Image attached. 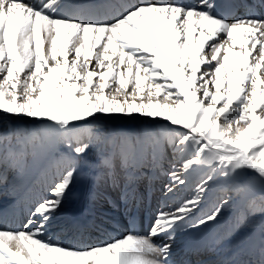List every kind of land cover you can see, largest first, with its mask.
Listing matches in <instances>:
<instances>
[{
    "label": "snow or ice",
    "instance_id": "1",
    "mask_svg": "<svg viewBox=\"0 0 264 264\" xmlns=\"http://www.w3.org/2000/svg\"><path fill=\"white\" fill-rule=\"evenodd\" d=\"M61 7L60 0H0V118L43 125L0 134V163L5 154L23 159L37 140L58 152L50 196L21 228L0 227V264H174L172 245L156 238L206 227L234 202V229L261 220L260 259L221 264H264V18L228 20L210 0H141L110 21ZM117 114L166 123L138 135L94 130L102 116ZM168 154L176 165L168 192L204 175L193 195L161 207L148 235L80 248L45 239L82 163L98 169V181L122 185L127 200L143 169L159 168ZM219 178L227 187L205 211L209 184Z\"/></svg>",
    "mask_w": 264,
    "mask_h": 264
},
{
    "label": "bare ground",
    "instance_id": "2",
    "mask_svg": "<svg viewBox=\"0 0 264 264\" xmlns=\"http://www.w3.org/2000/svg\"><path fill=\"white\" fill-rule=\"evenodd\" d=\"M30 2L39 3L40 0H30ZM134 2H141V0H105L101 4H99V0H60L62 5L60 11L62 14H65L64 12L66 11V15H77L82 19L110 21L119 15L117 12L115 13L119 7L122 9L131 3L134 4ZM179 2L184 4L186 1L182 2V0H179ZM210 2L214 5L213 12L219 17L226 18V15L231 13V17H229L231 20L249 15L264 18V0H210ZM247 5L250 9L245 8L248 7ZM92 63L94 65L95 61ZM12 118L14 119L12 122L0 128V134L10 133L17 128L36 130L39 132L43 127L41 122ZM144 119H147V117ZM155 121L156 123L158 121L159 127L164 124L162 120ZM148 123L146 120L137 123L139 134L146 130ZM98 124L99 122H95L94 127ZM110 125L112 126V124ZM96 129L97 127L94 128L95 131H97ZM57 160V150L47 143L42 144L39 140L34 144H28L26 155L23 159L11 157L7 154L4 155L3 162L0 163V173H2L5 181L0 182V227L10 229L21 228L29 218V212L35 203L42 197L50 196L47 189L54 178ZM172 166L176 165L171 155L168 154V160L163 161L159 168H150L151 170L147 173V185L137 187L135 196H131L133 192H130L127 200L121 199L123 192L122 185L118 188H112L108 183L98 181L97 176L95 180L89 181L90 193H87L84 199L87 200L86 204L88 207L92 208L89 210L96 215H93L94 217L89 221L88 225L91 227V230L95 228L100 233L87 229L82 235H79L73 232L71 226H68L66 215L71 208L72 196L70 193L73 192V189L70 190L60 210L50 222L45 239L49 237L55 239L56 233V237H60V233H66V235L71 236L60 239V242H65L64 246L80 248L95 246L113 240L114 234H117V238L129 232L135 233L139 231L142 232V235H148L154 224L156 213L161 207L165 206L164 204L176 207L186 197L193 195L196 187L194 185L195 182L199 179V176H203V171L194 174L188 178L189 182L186 186L176 185L180 189L175 188L173 192L164 194V189L162 188L161 191V187L166 181H170L168 169L171 170L173 168ZM35 173H37V177H34ZM163 180H165L164 183H162ZM138 181L140 182V180ZM29 182H32V188L23 194L22 188ZM135 186H137V183ZM178 190L181 192H177ZM218 190L214 188L206 193L205 198H207V202L206 205H202L203 209L207 208L208 201L214 200L217 197L218 192H220ZM189 192L192 193L189 195ZM77 197L79 198V196ZM20 203H22V207ZM5 204L8 205L6 208ZM129 210L130 214L128 213ZM145 212L147 214L151 213L152 217L149 223L145 220ZM133 213L137 216L135 224L132 225L131 229L130 219ZM102 216L104 217L102 218ZM231 226L228 224L226 229L219 223L214 222L203 228L190 227L188 229L185 227L178 229L173 234L174 239L172 240H169L167 235L156 239L158 242L170 243L172 245L171 259L174 264H185L186 262L189 264H221L222 261H225L227 255L237 250H241L242 252L248 251V253L257 254L259 257V252L257 251L259 238L257 236H253L245 244L242 242L243 239L240 238L241 236L237 238L230 237L219 244L218 247L214 246L225 233L232 230ZM190 261L193 263H190Z\"/></svg>",
    "mask_w": 264,
    "mask_h": 264
},
{
    "label": "rangeland",
    "instance_id": "3",
    "mask_svg": "<svg viewBox=\"0 0 264 264\" xmlns=\"http://www.w3.org/2000/svg\"><path fill=\"white\" fill-rule=\"evenodd\" d=\"M228 20H231V19H228ZM0 116H2V114H0ZM144 118L145 117H143V116L135 115V114L133 116H131V117L125 116V115L122 116V115H119V114L113 115V116H110V117L109 116H102L101 119L99 121H97V122H99V124L97 126H95V127L93 125V128L97 127V129H96L97 131L96 132H99V133L101 132L100 134L115 132V133H121V134H127V135H138L139 132L137 130V123L140 122V121H143V120L144 121L146 120V121L149 122L147 124L146 130L159 128L158 121L156 123V121L153 120V119H150V118L144 119ZM16 119H18V118H16ZM22 119H24L26 121L28 120V121L40 122V121L28 119V118H22ZM13 120L14 119L12 117H2V118H0V128L4 127L5 124H8V123L12 122ZM104 121H106V122H104ZM163 123H166V122H163ZM100 124H102V125L100 126ZM110 124H112V126ZM36 142L37 141H35V143ZM90 158L93 161V164H95V160H96L95 154L94 155L91 154ZM172 167H175V166H172ZM150 170H151L150 168H145V170H143V172H144L143 176L141 175V177L139 179L140 182L139 181L137 182L139 184V186L141 185V187H142V186L147 185V182H148L147 173ZM97 171H98V169L96 167H90V166L82 163L80 172L78 173V177L75 180V182L73 184V187L71 188V190L73 189L72 190L73 192H71L70 194L73 195V193H74L73 196H76V199H78L79 201L82 202V200H84V198H86L87 193H90L89 192V189H90L89 188L90 187L89 181L96 179L95 177L97 176ZM168 171H170V169H168ZM202 174L204 175V171H203ZM199 178H200V176H199ZM164 181L165 180H163L162 183H164ZM198 181H199V179L195 182V184H194L195 186L197 185ZM171 183L172 182L170 180V181H166L162 185L161 191H162V188H163L164 189L163 190L164 194L165 193H169L167 191V185H169ZM226 187H227V184L223 180V178H219L217 180H214L213 182H211L209 184V190L208 191H211L214 188H217V189H219L218 191H220V192H218V195H217V197L214 200L208 201L207 208L204 209L205 211L210 210V208L219 201L220 197L224 194L223 189H225ZM175 188L180 189V187H178L176 185L174 186V189ZM84 189H85V191H84ZM177 192L180 193L181 191L178 190ZM191 193L192 192H189L188 194L190 195ZM80 195H82V196H80ZM77 196H79V198ZM206 202H207V198L204 199V202L202 203V205L203 204L206 205ZM164 205L165 206H163V207H172V208H174L173 206H170V205H167V204H164ZM128 213L130 214V212H128ZM197 215H200V213H197ZM237 215H238V213H237V210H236V202H234L233 203V207L230 210L225 211L222 214V216L218 219V221H216V222L219 223L223 228H226V229H227L228 224H230V225H232L231 229H234V226L236 225V217H237ZM103 217L104 216H102V218ZM228 217H230V218H228ZM187 228L189 229L190 227H187ZM135 234L142 235V232H140V231L139 232H135ZM260 235H261V220L259 218H257L252 224L241 225V226L235 227V229L232 231L231 237L237 238V237L241 236L240 238L243 239L242 242H244V244H245V242L248 243V241L251 240V238L253 236H257L259 238V240H260ZM120 237H122V236H120ZM56 242L58 243V241H56ZM253 256L256 257V258L255 259H251V257H253ZM234 259L238 260V261H249V260L258 261L260 259V257H258L257 254H251L250 252L248 253V251L242 252L241 250H239V251L237 250V251H234L233 253L227 255V258L225 259V261L234 260ZM190 263H193V262L190 261Z\"/></svg>",
    "mask_w": 264,
    "mask_h": 264
}]
</instances>
